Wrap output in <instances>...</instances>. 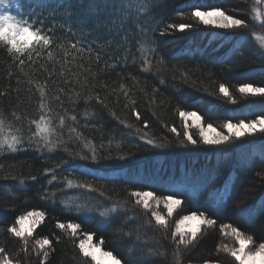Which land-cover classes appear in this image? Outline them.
Returning <instances> with one entry per match:
<instances>
[{
	"label": "trees",
	"instance_id": "obj_1",
	"mask_svg": "<svg viewBox=\"0 0 264 264\" xmlns=\"http://www.w3.org/2000/svg\"><path fill=\"white\" fill-rule=\"evenodd\" d=\"M110 2L65 0L62 7L37 8L30 22L51 36L53 44L34 52L31 60L13 59L0 46V113L24 135L17 152L0 154V247L19 264H42L35 241L47 238L51 248H46L49 255L43 264H91L78 244L85 233H94V241L103 239L102 248L122 264H220L227 259L218 251L224 243L221 225L230 223L256 244L264 242V135L192 147L179 115L196 111L205 125L217 127L264 115V97L238 91L245 84L264 86V54L251 30L255 27L258 35L264 31L251 21V0H131L149 7L142 12L132 7L129 14L105 10ZM196 7H219L244 19L249 28L208 29L191 16ZM180 24L191 27L183 32L169 27ZM73 43L75 49L70 47ZM221 84L235 104L219 92ZM38 86L51 101L53 119L56 114L65 116V127L58 130L62 146L51 152L37 147L38 137L28 141L35 129L30 121L40 115ZM73 115L75 122L68 119ZM70 127L82 136L77 139L72 133L70 138ZM84 140L100 157L113 158L97 163L64 151L66 145L90 155ZM64 159L69 163L63 164ZM65 178L96 191L66 188ZM226 187V196L214 202L213 192ZM132 191H152L161 199L173 194L183 203L180 216L203 212L216 224L194 245L180 246V257L174 260L176 219L161 208L153 210L168 218L165 236L151 211L135 203ZM121 201H127L122 208ZM65 202L74 205L72 210ZM112 205L118 211L107 222L87 210ZM31 211L43 212L44 217L25 252L23 242L7 229ZM69 222L81 225L75 236L70 229L57 227Z\"/></svg>",
	"mask_w": 264,
	"mask_h": 264
},
{
	"label": "snow or ice",
	"instance_id": "obj_2",
	"mask_svg": "<svg viewBox=\"0 0 264 264\" xmlns=\"http://www.w3.org/2000/svg\"><path fill=\"white\" fill-rule=\"evenodd\" d=\"M22 2H30L33 7L30 8L28 15L32 16L36 14L37 8L42 7L40 4L35 3V0H22ZM62 6L61 0H57V7ZM13 7L12 0H0V46H2L13 59L17 57H26L31 60L34 52L38 53L43 49L53 44L51 36L46 34L42 29L34 26L30 20L26 19L22 14L13 15L4 11L5 8ZM132 7H136L137 10L143 8L147 11L149 5L145 2L142 5H132L131 0H111L109 4L104 5V9L111 8L112 10H119L123 14H129ZM251 21L253 25H258L259 28L264 31V0H251L250 12ZM191 16L205 26H212L217 29L224 30H236V29H248L249 23L242 18H237L219 7H211L201 9L196 7L191 11ZM170 28H177L183 32L185 29L190 28L191 25H169ZM258 42V48L264 54V35H258L255 32V27L251 30ZM163 35V33H161ZM62 47V46H61ZM75 49L76 44L70 45ZM51 55V53H49ZM19 63L24 64V60L20 59ZM147 63V60H145ZM40 92V99L38 108L40 115L38 118L30 121L31 125H35L34 132L28 137L29 143L33 142L35 137L38 148H46L48 151H55L61 147V139L58 130H62L65 127V116L56 114V119H53V109L50 106L51 101L44 90L43 86H38ZM238 91L245 96H259L264 97V86L254 87L251 84H245L239 87ZM219 92L223 94L231 103L235 104L236 100L231 96L229 89L221 84L219 86ZM55 100L59 101L60 97L56 96ZM103 103V101H101ZM15 115V114H14ZM182 120L185 122L184 136L188 143L193 146L197 145V140L187 131L189 125L188 120L193 121L194 127L199 131V139L204 145L208 146H220L228 145L233 140H240L244 136H253L257 133L264 135V115L259 116L256 119L245 121L243 119L238 122L228 121L223 124V128L227 130V134L222 131H217L212 124H208L206 127L201 123L202 117L196 111H180L179 113ZM136 118L140 119V114L136 113ZM19 119V118H17ZM71 121H76V116L68 117ZM58 121V123H57ZM132 127V125H127ZM145 128L148 125L145 123ZM140 130L137 129V132ZM177 137L180 133L175 127L171 129ZM75 133L76 138L79 139L82 133L77 132L76 128H69V135ZM211 134V135H210ZM147 136V133H145ZM55 137V139H53ZM24 142V135L21 128L16 127L0 113V154L4 152L15 153L19 150V146ZM148 144H153L152 139H147ZM183 146L184 141H179ZM83 147L88 149L90 155H81L80 151L73 152L66 145L64 151L68 152L69 156H74L79 159L92 160L99 163L100 159L109 160L112 159L110 155L100 157L94 146H90L87 140L83 141ZM115 159H123V157H115ZM63 164L69 163L67 159L62 161ZM53 171L52 179L55 180V170ZM66 180V188H81L88 191H96L91 185L84 182H75L73 180ZM103 196L104 193L100 192ZM131 196L135 197V203L141 205L143 209L148 212L151 211V217L155 221V225L158 228L165 230V236L167 235L168 220L164 215H161L157 211L152 210L150 201H154L158 207L161 202V198L157 197L152 191H132ZM122 208L127 201L118 202ZM164 208L167 211V215L170 217L173 214L174 207L182 204V200L174 198L173 194H168L163 197ZM65 206L68 210H72L74 206L72 203L65 202ZM88 211H96L104 222L109 221L112 216L118 211L116 205H112L106 209H96L89 207ZM44 213L40 211H31L25 215L19 216L15 224L7 229L13 236L19 238L24 245V251L27 252L28 237H31L35 226L43 219ZM32 218V228L27 231L24 229V222ZM90 217L85 216L84 219ZM150 223V222H149ZM216 224V220L205 215L203 212H193L189 215L182 216L175 224V230L172 232V240L175 243V251L173 252V259L178 260L180 257V246L188 248L197 242L198 236L201 234L202 226H213ZM18 225L19 227H17ZM57 227L61 229H70L71 234L75 236L80 229L79 223L69 222L67 225L59 223ZM221 232L225 236H230L236 242L235 246L222 245L221 249L227 253L234 261V264H264V242L256 244L253 237L246 235L240 228L233 226L232 224H223L220 226ZM94 233H85L84 239L80 240L78 244L79 251L85 258H90L91 264H122L120 258L113 254L110 250H104L102 245L103 239L98 242L94 241ZM35 244L38 246L39 252L43 253V261L48 259V251L45 250L46 246L51 248V241L47 238L37 239ZM131 251V249L129 250ZM150 256L157 255L156 253H149ZM159 255H166L165 253H159ZM42 261V264H43ZM0 264H13V260L6 254L5 248L0 247ZM19 264V262H17ZM207 264V262H205Z\"/></svg>",
	"mask_w": 264,
	"mask_h": 264
},
{
	"label": "rangeland",
	"instance_id": "obj_3",
	"mask_svg": "<svg viewBox=\"0 0 264 264\" xmlns=\"http://www.w3.org/2000/svg\"><path fill=\"white\" fill-rule=\"evenodd\" d=\"M61 2H62V6L64 5V3H65V0H61ZM35 3H38V4H40L41 6H42V8H45V9H48V8H50V7H57V0H35ZM12 4H13V7H11V8H5L4 9V11H6V12H9V13H11V14H13V15H23L26 19H28V20H30V18L32 17V16H29L28 15V12H29V6H28V4H30V2H22V0H12ZM132 5H139V3L137 2L136 4H133L132 3ZM62 6H60V7H62ZM31 8L33 7V5L31 4V6H30ZM142 9L143 8H141V9H139L141 12H142ZM132 10V9H131ZM139 10H137V8L136 7H133V11L135 12V11H139ZM205 26V25H204ZM206 28H208V29H215V30H217V28H214V27H212V26H205ZM218 30H224V29H218ZM187 123H188V125H189V127H188V129H187V131L193 136V138L194 139H196L197 140V145H196V147H202V148H207V147H214V146H208V145H204L203 143H202V141L199 139V131H198V129L196 128V127H194V126H192L193 125V121L190 119V120H188L187 121ZM201 123L206 127L207 125H205L204 123H203V121L201 120ZM184 124H185V122H184ZM217 131H222V132H224L225 134H227V130L226 129H224L223 128V125L222 126H220V127H217V126H213ZM211 135V134H210ZM245 137V136H244ZM192 147H193V145H192ZM88 170V168L86 169V171ZM95 174H98V173H96V172H94ZM99 175V174H98ZM228 190V187H226L223 191H221L220 193H217V192H213V194H212V199H213V201L214 202H217V201H220V200H222V198L224 197V196H226V191ZM150 204H151V206H152V210H156L157 208H161L162 210H161V212H164L166 215H167V211H166V209L164 208V204H163V199H161V202H160V205L157 207L156 206V204H155V202L154 201H150ZM183 204V203H182ZM182 204L181 205H179V206H175L174 207V211H173V214L170 216L171 218V220H172V218H175L176 219V221H175V223H174V225H173V227H174V230H175V224H176V222H178L179 221V219L182 217V216H180L179 215V213H180V211H181V208H183L182 207ZM161 212H159L161 215H163V213H161ZM187 215H189V214H187ZM165 216V215H164ZM168 216V215H167ZM166 217V216H165ZM166 219H168V218H166ZM42 221V220H41ZM41 221L35 226V228H34V230H33V232L35 231V229L37 228V226L41 223ZM17 227H19L18 225H16ZM212 227V226H211ZM211 227H209V226H202V230H201V233L202 232H205L206 230H208V229H210ZM30 228H32V218H29L28 220H26L25 222H24V229L27 231L28 229H30ZM1 234V233H0ZM199 237V236H198ZM222 237L224 238V243H223V245H228V246H235V244H236V242H235V240L233 239V238H231L230 236H225L223 233H222ZM30 238L31 237H28V240H30ZM85 237H83L82 239H84ZM81 239V240H82ZM29 244V243H28ZM27 244V245H28ZM46 248H47V246H46ZM45 248V250L47 251V249ZM36 251H37V253L38 254H43L42 252H39V250H38V246L36 245ZM224 256H226L227 257V259L224 261V262H222V263H220V264H234V261H233V259L227 254V253H225L224 252ZM12 260H13V262L14 261H16L17 262V259H16V257H14V258H11ZM89 260H90V258H88ZM14 263V264H17V263ZM198 264H205V263H198ZM207 264H217V263H209V262H207Z\"/></svg>",
	"mask_w": 264,
	"mask_h": 264
}]
</instances>
